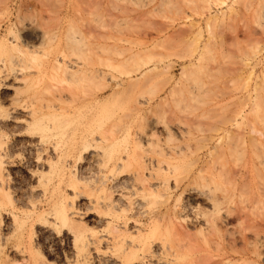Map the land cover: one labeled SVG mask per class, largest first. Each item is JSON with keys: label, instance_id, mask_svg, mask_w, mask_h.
<instances>
[{"label": "rangeland", "instance_id": "rangeland-1", "mask_svg": "<svg viewBox=\"0 0 264 264\" xmlns=\"http://www.w3.org/2000/svg\"><path fill=\"white\" fill-rule=\"evenodd\" d=\"M0 157V264H264V0H0Z\"/></svg>", "mask_w": 264, "mask_h": 264}, {"label": "bare ground", "instance_id": "bare-ground-1", "mask_svg": "<svg viewBox=\"0 0 264 264\" xmlns=\"http://www.w3.org/2000/svg\"><path fill=\"white\" fill-rule=\"evenodd\" d=\"M149 47H150V45L145 43V45L141 47V50H144V49L148 50ZM141 50H138V52L141 51ZM159 68H162V66L158 62H152V63L146 62L143 65L138 66L133 71H131L129 73L128 77H129L130 81H134V80L135 81H140L141 79H143L144 77L149 75L150 72H153V71H155V70H157ZM117 85L118 86L119 85H124V83L119 82ZM111 89L115 90V92L117 90L113 86L111 87ZM95 100L99 102V97H96ZM0 160H1V157H0ZM3 183H4L3 182V176L0 173V184H3ZM10 205H11V200L7 196L6 197H0V209L6 208V207H8ZM78 214H80L79 211L75 210L73 207H69L68 205H64V206H59L58 205V208L56 209V211L54 213V218L57 219L58 221H60L61 223L67 224L68 222L71 221L72 218H75ZM109 219H110V221H118V222H120L121 217H120V215L115 214L114 216H112V218H109ZM124 223H127V222L124 221ZM84 238L85 237H83L82 234H78L75 237V239L77 241H79L81 239L85 240ZM90 240H92L93 243L98 241L93 236L90 238ZM1 245L2 244H1V241H0V247H1ZM122 246H124V244Z\"/></svg>", "mask_w": 264, "mask_h": 264}]
</instances>
